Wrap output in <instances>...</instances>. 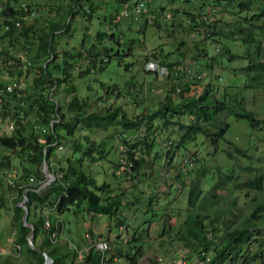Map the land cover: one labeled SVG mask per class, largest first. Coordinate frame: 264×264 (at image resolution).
<instances>
[{
	"label": "rangeland",
	"instance_id": "rangeland-1",
	"mask_svg": "<svg viewBox=\"0 0 264 264\" xmlns=\"http://www.w3.org/2000/svg\"><path fill=\"white\" fill-rule=\"evenodd\" d=\"M24 1L35 4L38 8L35 14L26 17L27 23H31L35 18H41L43 22L39 25L41 28H46L47 18L55 17L63 22L62 19L66 15L65 5L70 2V0ZM94 1L99 6V10L95 11L93 20L90 21L81 15L70 20L71 29L56 37L55 46L59 57L55 63H53L56 59L54 56L45 63L49 65L53 75L59 77L62 73L55 68V64H63V51L66 49L73 53L82 51L83 41L86 48H91L92 44L101 48L105 44L114 46L115 49H124L120 60L113 58L104 71L92 72L91 70V73L81 78L77 73L86 66L83 60L81 62L78 59L79 63L72 73L75 76L74 82L77 85L79 99L87 102L86 111L88 112L84 115L93 112L104 114L105 110L113 105L123 109L131 120L143 119L149 111L156 109L165 99L172 85L187 81L196 82L197 79L194 77L199 78L198 75H200L202 81L194 84L192 93H201L203 85L212 80L219 84L221 92L217 96L221 97L223 89L233 85L247 108L255 112L258 118L264 119V88L252 87V80L247 77L245 71L241 70L242 67L248 65V61L238 59L230 62L225 56L220 57L224 44L229 45L237 53L244 50L245 44L240 41L239 35H235L236 40H229L225 39L224 34L232 29H230V24L237 21L236 19H241V15L247 14L246 11L239 14L234 12L238 10L237 8L224 6L216 7L217 10H214L209 6V2L203 10H199L197 7L199 0H195L197 2L194 4L185 2L182 4L183 0L182 2L176 1L175 5L167 0H151L152 5L147 8L148 11L146 10L142 17H137L130 10V16L112 25L106 20L111 14L119 13L116 12L118 4L114 0ZM205 1L207 2L203 0ZM60 4L61 7H59ZM159 5H163L166 12H173L172 7L179 5L180 12L176 16L174 13L173 16H169L168 21L162 23L161 28L153 20L143 26L140 20H145L146 15L153 17L154 14L164 11L158 7ZM262 5L264 7V3ZM185 9L188 12H185ZM200 12L205 15L200 16ZM189 16L190 19L199 17L209 21L210 19L213 21L214 18L218 19L214 23V28L217 24L216 31H219L218 37L221 42L205 39L206 29L202 27L200 30H194L189 19H186ZM1 20L0 74L4 75L9 71L4 68L5 64L1 57L12 60L19 54V51L16 44L9 50L8 55L1 54V51L7 50L9 45L8 37L4 35L6 25L3 26ZM99 30L103 31L101 37L97 34ZM111 31L121 35L118 40L119 44L113 45L108 37H104V32L109 34ZM203 49L208 56L203 54ZM215 57H218V62L208 69L206 63L212 62V58ZM152 59L173 63L170 76L156 77L148 73L144 66L148 68L146 61ZM38 69H32L31 73L22 70L21 82L24 88L32 82L35 73L40 70ZM190 70L195 76L189 74ZM102 82L110 86V92H107ZM247 82L251 86L247 85ZM69 90L70 87L63 84L52 93L53 98L62 107L61 113L64 117L58 121V131L65 139L55 149L51 162L55 167H68L70 164L68 156H71L73 165L95 177L100 185L109 183L112 188L111 195L119 194L124 197L122 200L124 205L115 215L116 217L107 214L91 216L86 210L76 211V208L58 216L51 214L49 210L43 213L40 208L35 214L30 211L29 218L37 219L43 213L50 225L56 218L62 222L63 227L60 234L57 239L52 238V241L61 252L68 255L65 258L66 264L80 262L90 248L97 251L108 249L107 261L104 264H128L126 256L134 254L139 260L138 264H155L159 257L164 258L166 264H204L205 261L199 260L192 247L181 241L176 234L190 210L188 194L192 186L203 190L201 200L214 199L215 204H209V209L204 210L203 213L209 217L206 220L208 225L217 216L220 220L216 225L222 231L225 229L224 223L232 220L234 221L233 226L240 225V222L250 214L257 203L264 202V192L235 190L233 188L235 186L231 183L233 181L229 179H226L228 184L222 185L217 190V195H220L218 199L214 197L215 192L211 191L215 184L223 183L224 174L229 173L231 166L235 165L237 174L239 173L238 165L248 164V159L228 155L227 151L232 150V144L246 149L252 155L254 165L262 167L264 171V128H252L247 120L235 115H226L231 128L219 142L218 151H215L208 141L200 142L196 151L195 148L183 151L174 147L175 144H171L169 138L171 129L159 130L158 128L155 129L157 144L151 152L147 153L143 148L135 150L129 146V143L138 144L136 142L147 133V126L142 123L138 129L127 132L128 142L123 140L125 135L121 133V127L111 126L105 130L104 127L95 126L90 129L80 118L82 114L69 110L72 98ZM49 91L50 89H46L44 94ZM35 115L36 111H30L26 119V122L28 119L31 120L28 123L30 127L38 126L40 123ZM186 119L187 117H184L185 121ZM66 122L73 126L71 134H69V128L65 126ZM154 124L158 127L161 125L159 120H155ZM6 128V121L0 120V137L7 133ZM93 142L96 145H105L103 146L105 151L100 153L98 150L93 151V157H90L85 155L83 150ZM75 143H81L82 149L77 151ZM129 150L134 151L132 156L138 161L133 165H130V161L126 158L129 156ZM0 153L1 156L4 154L12 156L11 167L0 168V260L9 264H30L29 259L22 254L23 251L16 243L13 204L18 192L13 182L22 181L20 176L23 174V168L27 166L31 169L32 165L28 162L26 155L18 151L2 149L0 145ZM203 168L207 169L208 174L202 173ZM50 173L54 177L46 176L43 185L55 181L56 175L52 171ZM239 175L242 182L250 178V175L244 172ZM34 181L31 179L30 183ZM9 185H12L11 188ZM150 199H152V205H149ZM152 208L154 209L151 210ZM118 217L127 222L128 229ZM166 223L172 226V230L165 229ZM213 227L209 226L208 229L211 230ZM101 242H105L107 247H101ZM141 244H143V255L137 250ZM257 249L253 246L252 253ZM210 257H212L211 254ZM251 264H264V259H258Z\"/></svg>",
	"mask_w": 264,
	"mask_h": 264
},
{
	"label": "trees",
	"instance_id": "trees-1",
	"mask_svg": "<svg viewBox=\"0 0 264 264\" xmlns=\"http://www.w3.org/2000/svg\"><path fill=\"white\" fill-rule=\"evenodd\" d=\"M114 1L118 4L116 12L119 13L111 14L109 19L106 20L112 25L114 22H120L124 17L130 16L131 11L137 17H142L147 8L153 3L151 0ZM167 1L172 5H175L176 1L182 2V0ZM184 2L194 4L197 1L183 0L182 4H185ZM208 2L209 6L213 7L214 10H217L216 7L224 6L237 8L238 10L234 12L239 14L246 11L247 14L241 15V19H236L237 21L232 23V25L230 24V29H232L224 34L225 39L229 40H236L234 39L236 38L235 35H239L240 41L245 44L244 50L241 53H237L229 45L224 44L221 48L220 57L225 56L230 62L238 59L248 61V65L244 68L242 67L241 70L245 71L247 77L252 80V87L264 88V7L262 5L264 0H207V2L199 0L198 9L203 10V7ZM34 5L24 0H0L2 25L9 26L4 33L9 41L8 49L1 51V54L8 55L9 50L17 44L16 48H18V51L26 52L30 61L28 67H23V64L20 63L16 56L12 60H17L19 62L17 65L15 62L11 63V59L1 57L5 64L4 68L9 71L11 82L16 84V88L13 93L4 94L0 97L3 99L0 101V120L6 121L10 118L14 122V129L9 131L6 128L7 135L0 137V145L2 149L11 150L12 152L18 151L20 154L26 155L28 162L32 165L31 169L27 166L23 168V174L20 176L22 181L13 182L18 192L13 204V220L16 226V243L23 251L22 254L29 259L30 264H44L45 257L43 253L53 257L54 264H66L65 258L68 255L58 249L51 237L53 232L60 234L63 224L56 218L51 226H48L46 216L43 215L44 211L48 212L49 210L51 214L58 216L76 208V211L86 210L91 216L99 214L115 216L124 205L122 202L124 197L119 194L111 195L112 188L109 183L100 185L95 177L87 174L80 167L74 166L71 156H68L70 163L68 167H55L52 164L51 157L55 149L65 139L58 131V121L64 117L61 113L62 107L52 95L57 87L63 84H67L70 87L69 92L72 98L69 110L82 114L80 118L86 122L90 129L95 128V126L104 127L105 130L111 126L121 127V133L125 135L123 140L128 142L127 132L138 129L143 123L144 126H147V133L136 142L138 144L129 143V146L130 148H135V150L143 148L147 153L151 152L157 144L155 129L158 128L159 130L171 129L172 131L169 132L171 134L169 137L171 144H175L176 146L174 147H178L183 151L192 150V148H195L196 151L200 142L203 143L204 141H208L215 151H218L219 142L231 128V123L226 119V115H235L238 118L245 119L252 128L258 129L264 128V119L258 118L255 112L247 108L243 98L239 97L233 85L225 87L221 97L217 96L221 92L219 91V84L212 80L203 85L201 93H192L194 84L202 80H200V75L197 78L191 70L189 74L194 75L197 81L180 82L177 83L178 85H172L165 99L159 103L156 109L149 111L143 119L131 120L123 109L113 105L108 107L104 114L93 112L84 115L88 112L86 111L87 102L79 99L77 85L74 82L75 76L72 71L76 69L79 60L81 62L83 60L86 66L85 69H81L77 73L80 78L91 73V70H93L92 72L104 71L113 58L120 60L124 49H115L114 46L105 44L101 48H97L93 44L91 48H86L83 41L82 51L76 53L67 49L63 51V64H55V68L59 69L62 74L59 77L54 76L49 69V65L45 63L52 56L56 58L53 61L55 63L59 57L55 46L56 37L61 36L63 32L69 31L71 29L70 20H73L78 15L87 17L90 21L93 20L94 13L99 10V6L94 0H70L69 4L65 5L64 8L66 15L62 19L63 22L55 17L47 18L46 28H41L39 26L43 23L41 18H35L31 23L26 21L27 14L38 11L36 5L33 7ZM138 6L142 8L141 12L137 11ZM59 7H61V4ZM158 7L164 11L154 14L153 17L146 15L145 20H140L143 26L148 25L153 20L161 28L162 23H166L169 16H173V13L176 16L180 12L179 5L172 7L173 12H166L163 5ZM194 7L196 8V5ZM185 12H188V10L185 9ZM202 14L205 15V13L200 12V16ZM186 19H189V23L194 27V30H200L202 27L206 29L205 39H214L218 40L217 42L219 43L221 42L218 37L219 31H216L217 24H215L214 28V23L218 19L215 20L214 18L213 21L210 18L209 21L199 17L198 19H190V16ZM101 32L103 31L99 30L97 32L99 37H101ZM107 34L103 33L104 37H108V40L113 45L115 43L119 44L118 40L121 35L118 32L111 31L108 36ZM202 51L203 54L208 56L204 49ZM212 59L213 61L209 62L212 64L206 63L208 64V69H211L213 64L218 62V57ZM146 62H156L159 67L167 68V76H170L173 63L160 62L153 59ZM62 66H64L63 69ZM37 68L40 69H38L39 72L35 73L32 82L24 88L21 82L22 70L31 73L32 69ZM144 68L148 73L156 77L166 76L161 75L160 70H150L146 66ZM17 69L19 71L16 72ZM101 84L108 92L110 86L104 85L105 83L103 82ZM2 86L3 83H1L0 79V87ZM46 89H50V91L44 94ZM21 110L25 113L22 118L20 117ZM33 110L36 111L35 117L40 122L38 124L41 126L40 128L37 125L33 126L34 129L32 126L30 127L28 125L31 121L30 119L26 122L30 111ZM184 117H187L186 121ZM155 120L160 121L161 125L159 127L154 124ZM65 126L69 128V134H71L73 126L68 122L65 123ZM75 144V148H78L77 151L82 149L81 143ZM103 146L105 145H96L93 142L83 150V153L93 157V151L98 150L99 153L105 151ZM231 147L232 150L227 151L228 155L230 157L236 155L248 159V164L238 165L239 173L237 174L235 165L231 166L229 173L224 174L225 180L223 183H217L211 189V191L215 192L214 197L216 199H218V196L220 197L216 192L222 185L228 184L226 179L233 181L231 183L235 186L233 187L235 190L264 192L263 168L254 165L253 157L246 149L236 144H232ZM133 152L129 150V156L126 157L130 161V165L138 162L132 156ZM195 155H197V152H195ZM45 159L47 160L49 172H54L56 179L42 187L47 176L44 172ZM11 160V155L4 154L1 156L0 153V168H10ZM76 160L80 162L79 159ZM241 172L249 174L250 178L242 182L239 178ZM202 173L208 174L207 169L203 168ZM31 179L35 180L34 183H30ZM23 181L25 183H22ZM11 186L9 185L10 188ZM203 194V190L201 188L197 189L196 186H192L190 189L188 194L190 210L176 232L179 239L186 245L191 246L193 252L198 255L199 260L205 261L204 264H251L258 259H264V215H262L264 213V202L257 203L250 214L240 222V225L233 226L234 221L232 220L224 223L225 229L222 231L216 225L219 223L218 220H220L217 216L211 221V224L208 225L206 223L209 217L203 211L209 209L208 205L215 204V201L206 197L205 200H201ZM24 198H27L25 204L33 214L36 213L38 208L43 211L37 219L29 218L30 214L28 217V222H31L35 228V249L31 248L28 243L31 228L23 223L25 210L20 203ZM200 201L201 203H199ZM149 202V205H152V199ZM118 218L122 223L126 224L128 229L127 222L120 217ZM209 226L214 227L209 230ZM164 227L166 230H172V226L167 225V223ZM221 231L222 233H220ZM40 235H42V238H40ZM142 246L143 244L137 247L138 253L141 255H143ZM253 246L258 248L254 253H252ZM107 250L97 251L94 248H90L81 261L75 264H104L107 261ZM210 254L212 257L209 258ZM126 258L128 264H138L139 262L135 254L127 255ZM0 262L2 261L0 260ZM2 263L9 264L6 261Z\"/></svg>",
	"mask_w": 264,
	"mask_h": 264
},
{
	"label": "built area",
	"instance_id": "built-area-1",
	"mask_svg": "<svg viewBox=\"0 0 264 264\" xmlns=\"http://www.w3.org/2000/svg\"><path fill=\"white\" fill-rule=\"evenodd\" d=\"M23 6H25V5H23ZM141 9H142V8H141L140 6L137 7V11H138V12H141ZM35 13H36V12L33 11L32 13L27 14L26 17H28V16H30V15H33V14H35ZM8 27H9V26L6 25V31L8 30ZM18 53H19V54L16 55L17 59L20 61V63L23 64V67H28V65L30 64V61H29V59H28V57H27L26 52H24V51H19ZM12 62H15L16 65L19 64V62H18L17 60H12L11 63H12ZM147 66H148V69H150V70H154V71H156V70H160L161 75H167V74H168V70H167V68H165V67H159V65H158L156 62H148V63H147ZM0 78L4 79V80H1V83H3V86L0 87V97H1L2 95H4V94H10V93H13L14 90H15V88H16V84H14V83L11 82V76H10V74H9L8 72L5 73L4 75L0 74ZM2 100H3V99L0 98V101H2ZM24 114H25L24 111L21 110V111H20V117H21V118L24 117ZM6 123H7V128H8L9 131H11V130L14 129V122L12 121V119H10V118L7 119V120H6ZM37 127L40 128L41 126L38 125ZM42 187H43V185H42ZM47 225H48V226H51L49 222H47ZM51 237H52L53 239H57V237H58L57 232H53V233L51 234ZM100 246H101V247H103V246L107 247V245H106L105 242H101V243H100ZM101 249H103V248H101ZM101 249H99V250H101ZM155 264H166V262H165L164 258L159 257V258L156 260V263H155Z\"/></svg>",
	"mask_w": 264,
	"mask_h": 264
},
{
	"label": "water",
	"instance_id": "water-1",
	"mask_svg": "<svg viewBox=\"0 0 264 264\" xmlns=\"http://www.w3.org/2000/svg\"><path fill=\"white\" fill-rule=\"evenodd\" d=\"M44 172L46 173V175L50 178H53L54 175L52 173L49 172V169H48V165H47V160L45 159L44 161ZM48 183V182H47ZM46 185V184H45ZM48 185V184H47ZM27 201V198H24L20 205L24 208L25 210V214H24V217H23V223L25 226H28L31 228V231H30V234L28 236V243H29V246L31 248H36V246L34 245V237H35V228H34V225L31 223V222H28V217H29V214H30V210L28 209V207L26 206L25 202ZM44 257H45V263L44 264H53L54 260L51 256H49L48 254L46 253H43ZM0 264H3L0 262Z\"/></svg>",
	"mask_w": 264,
	"mask_h": 264
},
{
	"label": "clouds",
	"instance_id": "clouds-1",
	"mask_svg": "<svg viewBox=\"0 0 264 264\" xmlns=\"http://www.w3.org/2000/svg\"><path fill=\"white\" fill-rule=\"evenodd\" d=\"M43 186H45V184Z\"/></svg>",
	"mask_w": 264,
	"mask_h": 264
}]
</instances>
